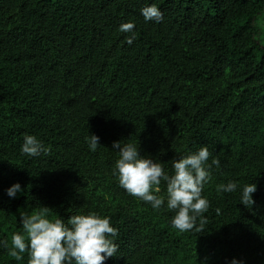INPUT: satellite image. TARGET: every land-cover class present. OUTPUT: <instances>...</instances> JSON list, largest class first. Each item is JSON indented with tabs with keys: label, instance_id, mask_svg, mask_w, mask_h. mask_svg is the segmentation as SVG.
Instances as JSON below:
<instances>
[{
	"label": "trees",
	"instance_id": "16d2710c",
	"mask_svg": "<svg viewBox=\"0 0 264 264\" xmlns=\"http://www.w3.org/2000/svg\"><path fill=\"white\" fill-rule=\"evenodd\" d=\"M151 4L158 23L141 15ZM263 17L264 0H0V264H27V252L9 255L11 237L21 215L42 210L65 224L108 216L118 250L103 264H264ZM25 135L46 153L21 154ZM114 141L169 174L173 160L208 147V163H220L193 230L119 186ZM229 181L237 190L220 191ZM16 182L23 192L9 198Z\"/></svg>",
	"mask_w": 264,
	"mask_h": 264
},
{
	"label": "clouds",
	"instance_id": "9594fccd",
	"mask_svg": "<svg viewBox=\"0 0 264 264\" xmlns=\"http://www.w3.org/2000/svg\"><path fill=\"white\" fill-rule=\"evenodd\" d=\"M145 21L160 22L162 13L155 4L141 8ZM134 29L131 22L120 25L121 32ZM128 43H131L129 38ZM99 137L88 136V146L95 151ZM112 148L118 152L113 175L118 178L119 186L129 195L150 204L153 210L162 208L173 211L171 225L180 232L191 231L195 220L202 217L209 208V201L202 191L211 178L210 169L219 166V160L213 158L208 163L210 152L207 146H200L195 152L175 159L171 163V174L165 171L163 163L142 156L139 147L133 144L121 145L114 141ZM21 154L36 157L47 151L33 135H25L20 148ZM166 185L165 194L158 195L161 183ZM237 183L229 181L219 185V190L232 193L237 190ZM256 191L255 183H246L240 188L239 201L244 207L254 203L252 194ZM9 198L22 193L21 185L16 182L6 190ZM22 233H13L9 255L15 260L23 259L28 254L27 264H103L115 255L118 245L115 238L118 230L111 226L108 216L95 212L72 215L67 224L61 218L48 217L46 211H37L20 216ZM230 264H240L236 258Z\"/></svg>",
	"mask_w": 264,
	"mask_h": 264
},
{
	"label": "rangeland",
	"instance_id": "374dc122",
	"mask_svg": "<svg viewBox=\"0 0 264 264\" xmlns=\"http://www.w3.org/2000/svg\"><path fill=\"white\" fill-rule=\"evenodd\" d=\"M257 23H258V27L260 28V39L262 41V43H264V17L260 20H257Z\"/></svg>",
	"mask_w": 264,
	"mask_h": 264
}]
</instances>
